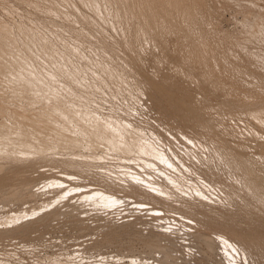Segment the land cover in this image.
I'll return each instance as SVG.
<instances>
[{"label":"rangeland","instance_id":"374dc122","mask_svg":"<svg viewBox=\"0 0 264 264\" xmlns=\"http://www.w3.org/2000/svg\"><path fill=\"white\" fill-rule=\"evenodd\" d=\"M135 1L0 0V73L4 74L8 69L29 73L26 79L5 90L2 84L5 79L0 75V124L10 127L17 116H25L22 113L17 115L15 109L32 114L39 111L53 113L54 107L65 106L64 109L72 113L70 124L78 139L85 137L81 131L85 125L93 123L104 128L112 124L120 131L117 138L127 140L132 149L128 146L131 152L127 153L121 148L123 152L117 151L109 144L94 148L85 142L79 146L62 145L60 141L55 144L54 134L45 139L38 138L51 141L52 146L47 147L33 137H21L14 130L11 132L12 127H8L5 132L8 138L25 140L33 147L27 152L25 148L7 145V152H2L6 145H0V161H3L0 162V264H158L164 260L161 253L166 250L170 257L164 260V264H264V114L251 113L253 105L244 97L258 85L254 75L259 72L250 67L247 74H235L223 67L226 81L221 83L228 88H212L213 104L204 110L201 121L193 119L185 110L186 93L178 82L182 76L173 71L179 68L181 73H191L193 78L199 79L195 69L202 70L200 59L190 68L179 56L192 55L194 50L205 54L207 48L211 55H203L201 60L214 58L224 62L228 59L236 63L229 55L230 48L221 43L227 38L245 37L249 32L247 21L252 9L245 0H182L185 3L179 0L180 9H177L178 0L174 1L175 4L172 0L176 7L171 0H152L153 4L148 0ZM158 1L162 2L159 4ZM153 5H157L155 8L160 6V9L168 6L163 11L168 14L171 9V14L166 17L163 11L153 9ZM186 8L193 11L189 19L188 15L186 19L183 15ZM148 9L159 12V15L151 13L155 20L151 15L149 17L151 10L148 12ZM141 10H147V14L139 13ZM141 14H145L144 17ZM158 16L164 20L159 18V21ZM181 42L183 47L180 48ZM216 43L218 47L214 45ZM206 67L203 64V69ZM208 76L205 80L204 77L200 79L214 86ZM22 87H28L30 94L22 95ZM237 90L241 96L233 94ZM247 108L250 112H246ZM83 113L89 115L85 121L74 115ZM22 123L21 128H27L29 132L33 124L38 126L32 122L30 125ZM175 127L186 132L187 136ZM115 129L107 131L116 133ZM177 136L180 138L176 139ZM189 137H194L195 147L187 143ZM164 139L173 142L171 146ZM151 142L162 146L159 147L161 150L168 149L164 159L142 153L140 145ZM124 151L127 154L124 155ZM175 153H180L186 160L185 165L175 160L181 169L168 167V159ZM161 170H168L170 179ZM70 176L74 179H69ZM103 176L107 182L97 179ZM116 182L117 185L113 184ZM103 183L107 186L104 184V187ZM59 184L65 187L60 188ZM122 185L136 194L142 190L151 203V196L162 199L173 205L169 208L173 212L167 207L162 206V209L161 205L155 207L145 198L138 197V200L133 194L129 195V191L127 195V189H120ZM111 188L112 191L118 190L114 191L117 194L120 192L114 202L89 198L88 192ZM132 191L130 193H134ZM137 201H147V204L137 205ZM177 204L187 209L196 206L200 212L190 214L180 210L184 215L177 212ZM153 208H160L156 211L159 215L152 212ZM224 232L226 236L236 238L235 243L239 244L236 240H240L246 245L245 250L236 245L230 249L228 240L219 236L225 235ZM212 237L214 242L210 239ZM207 238L210 242L206 241ZM211 244L214 247L209 246Z\"/></svg>","mask_w":264,"mask_h":264},{"label":"bare ground","instance_id":"6f19581e","mask_svg":"<svg viewBox=\"0 0 264 264\" xmlns=\"http://www.w3.org/2000/svg\"><path fill=\"white\" fill-rule=\"evenodd\" d=\"M135 1V0H134ZM137 1V0H136ZM135 1V2H136ZM147 1V0H146ZM145 1V2H146ZM152 1V0H151ZM151 1H147V2H150V3H152L153 4V1H155V0H153L152 2ZM162 1H164V0H162ZM161 1V2H162ZM167 1V0H166ZM165 1V2H166ZM168 1H170V0H168ZM175 0H173V2H174ZM181 2H182V0H180ZM183 1H185V0H183ZM187 1V0H186ZM189 1V0H188ZM246 1V3H248L249 5H250V7H251V9H252V12H251V15L249 16V18H248V24H249V26H248V28H249V32H247L246 34H245V37H243V36H239V37H234V38H227L224 42H222L221 44H223V45H225V46H228L229 48H230V56L232 57V58H235V60H236V63H231L230 61H228V59H225L224 60V62H221V61H219V60H217V59H214L213 58V60H208V61H203V60H201V58H203L204 56H210L211 55V53L210 52H208V51H210V49H208L207 48V52L205 53V54H203L204 52H198V50L197 51H195L194 50V55L192 54H190V55H181V56H179V58L181 59V61H182V63H184V65H188L187 67H189V65H190V68H193V66L192 65H194V64H196V63H198V61H196L198 58L200 59V63H201V65L202 66H200V67H202V70H200V69H198V68H196L195 69V71H196V73H198V77L200 76V78H203L204 77V80H205V77L206 76H208L207 77V79H208V81H210V82H212V84L213 83H218V85H216L215 86V84H214V87H216V88H218V89H227L228 88V85H222V83L221 82H225L226 80L225 79H223V73H222V68L224 67H228L229 69H230V71H232V72H234L235 74H240V73H245V74H247V71H248V69L250 68V67H254V68H256V70L259 72V74H257V75H254V77H255V80L258 82V85L256 86V87H254V89L252 90V92H250V93H245L244 94V97H245V100L246 99H248L247 101L250 103V104H252L253 105V110L251 109V113L253 112L255 115H262V114H264V108H262L261 107V104L262 103H264V0H245ZM141 2V1H140ZM159 2V4L161 3L160 1H158ZM157 2V3H158ZM176 2V1H175ZM175 2H174V4H175ZM178 2H179V0L177 1V9H180V7L181 6H178L179 4H178ZM193 2V1H192ZM191 2V3H192ZM195 2H196V0H195ZM194 2V3H195ZM170 3H172V0L170 1ZM180 3V2H179ZM182 3H185V2H182ZM198 3V2H197ZM201 3V2H200ZM93 4V3H92ZM144 4V3H143ZM196 4V3H195ZM203 4V3H202ZM164 5V4H163ZM165 5H167L166 3H165ZM172 5H173V3H172ZM181 5H183V4H181ZM149 6H152V5H149ZM155 5H153V9L157 6H155ZM168 6H169V3H168ZM168 6H165L166 8L168 7ZM173 6H175V5H173ZM172 6V7H173ZM198 6V5H197ZM140 7V6H139ZM144 7V6H143ZM165 7L163 8L164 10H166L165 9ZM170 7H171V5H170ZM176 7V6H175ZM183 7V6H182ZM199 7V6H198ZM99 8V7H98ZM147 8H148V6H147ZM147 8H145V9H147ZM151 8V7H150ZM162 8V7H161ZM152 9V8H151ZM151 9H148V12L151 10ZM155 9H158V10H161L160 12H162L163 11V9H160V6H159V8H155ZM170 9V8H169ZM168 9V10H169ZM176 9V8H175ZM184 9H185V7H184ZM183 9V11H184V13H183V15L185 16V19H186V17H187V15L189 16H191V14H193V11L190 9V10H188L187 8V10H184ZM131 10V9H130ZM171 10V9H170ZM169 10V11H170ZM95 11V10H94ZM142 11V12H141ZM139 13H145V14H147L146 12H147V10L145 11V10H141ZM144 11V12H143ZM154 11H157V10H154ZM153 11V12H154ZM169 11H167V13L168 14H171V11L169 12ZM196 11V10H195ZM152 12V10L150 11V13H149V17H150V15H151V13H153ZM164 12V11H163ZM137 13V12H136ZM190 13V14H189ZM142 14H141V16H142ZM144 14V15H145ZM154 14H158L159 15V12H154ZM163 14V13H162ZM164 14H165V12H164ZM163 14V15H164ZM168 14H165V16L167 15L168 16ZM131 15V14H130ZM144 15L142 16V17H144ZM155 15V16H156ZM136 16L137 15H135V18H136ZM141 16H140V18H141ZM148 15H146L145 17H147ZM154 16V15H153ZM166 16V17H167ZM172 16V18L174 19V17H173V15H171ZM171 16H169V17H171ZM190 16L188 17V19L190 18ZM161 17H162V15H161ZM165 17V18H166ZM183 17V16H182ZM148 18V17H147ZM153 17H152V15H151V19H152ZM155 19H156V17H154ZM152 19V20H155V19ZM159 18H160V16H158V20H159ZM162 18H164V16L162 17ZM162 18H160V19H162ZM164 18V19H165ZM143 19V18H142ZM149 19V18H148ZM151 19H150V21H151ZM164 19H162V21L164 20ZM167 19H169V18H167ZM134 20V19H133ZM137 20H138V18H137ZM145 20H146V18H145ZM176 20V19H175ZM140 21H141V19H140ZM143 21V20H142ZM160 21V20H159ZM177 21V20H176ZM176 21H174V22H176ZM184 21H186V20H184ZM144 22V24H145V21H143ZM146 22H148V21H146ZM154 22V21H153ZM152 22V23H153ZM156 22V21H155ZM169 22V21H168ZM170 22L172 23V21L170 20ZM169 22V23H170ZM186 22H188V21H186ZM186 22H184V23H186ZM158 23V22H157ZM162 23V22H161ZM167 22H165V24H166ZM177 23V22H176ZM175 23V24H176ZM180 23V22H179ZM140 24H141V22H140ZM168 24V23H167ZM175 24H173V26H175ZM139 25V24H138ZM143 25V24H142ZM170 25V24H169ZM169 25H167V26H169ZM180 25H182V23H180ZM179 25V26H180ZM149 26V25H148ZM152 26V25H151ZM150 26V27H151ZM156 26H158V25H156ZM171 26H172V24H171ZM171 26H169L168 28H172ZM176 26H177V24H176ZM149 27V28H150ZM155 27V26H154ZM159 27H161L160 25H159ZM141 28V27H140ZM156 28V27H155ZM163 28V27H162ZM176 28V27H175ZM147 29V28H146ZM173 29V28H172ZM171 29V30H172ZM177 29H178V27H177ZM152 31H153V26H152V29H151ZM155 30H157V29H155ZM140 32V31H139ZM163 32V31H162ZM165 32V31H164ZM173 32V31H172ZM175 32V31H174ZM177 32V31H176ZM157 33V32H156ZM238 33V32H237ZM147 34H149L148 33V31H147ZM146 34V35H147ZM153 34H155V32L153 31ZM177 34V33H176ZM145 35V36H146ZM156 35V34H155ZM173 35V34H172ZM143 36V35H142ZM160 36V35H159ZM158 36V37H159ZM174 36V35H173ZM178 36V35H177ZM188 37V36H187ZM192 37V36H191ZM183 38V37H182ZM190 38V37H189ZM188 38V39H189ZM226 38V37H225ZM149 39V38H148ZM161 39V38H160ZM159 39V40H160ZM158 40V39H157ZM181 40H183V39H181ZM187 40V39H186ZM173 41V40H172ZM174 42V41H173ZM191 42V41H190ZM193 42V41H192ZM202 42V41H201ZM159 43H160V41H159ZM167 43V42H166ZM185 43V42H184ZM220 43V42H219ZM158 44V43H157ZM255 44H257L258 46H254ZM102 45V44H101ZM173 45V44H172ZM185 45V44H184ZM216 47H218L219 45L216 43V44H214ZM192 46V45H191ZM199 46V45H198ZM202 46V45H201ZM200 46V47H201ZM166 47V46H165ZM180 48L181 47H183L182 46V42H181V45L179 46ZM179 47H178V49H179ZM185 47V46H184ZM193 47V46H192ZM195 47V46H194ZM193 47V48H194ZM200 47H198V48H200ZM203 47V46H202ZM197 48V49H198ZM157 49V48H156ZM187 49V48H186ZM194 49H196V48H194ZM227 49V48H226ZM106 50V49H105ZM189 50H190V48H189ZM225 51V50H224ZM183 52V51H182ZM186 52V50L184 51V53ZM176 52H174V54H175ZM180 53V52H179ZM190 53H192L191 51H190ZM214 53V52H213ZM188 54V53H187ZM177 55V54H176ZM204 55V56H203ZM169 57V56H168ZM216 58V57H215ZM198 59V60H199ZM206 59V58H205ZM173 60V59H172ZM178 60V59H177ZM176 60V61H177ZM179 62V61H178ZM161 63V62H160ZM180 63V62H179ZM203 64L205 65V66H207L206 68H204L203 69ZM181 66V65H180ZM192 66V67H191ZM168 67H170V66H168ZM178 67V66H177ZM195 67V66H194ZM15 68V67H14ZM175 68H176V66H175ZM181 68V67H180ZM171 69V68H170ZM181 70V69H180ZM203 70H205V71H203ZM221 70V71H220ZM182 71V70H181ZM114 72V71H113ZM116 72V71H115ZM171 72V71H170ZM187 72V71H186ZM95 73V72H94ZM104 73V72H103ZM118 73V72H117ZM177 73V72H176ZM26 74H29V73H26V72H24V71H17V70H7V72H5L4 74L3 73H0V75H2L3 76V78L5 79V81L4 82H2V84H3V90H5L6 88H8L10 85H13V84H15L17 81H22V79H26V77H27V75ZM112 74H114V73H112ZM173 74V73H172ZM230 74V73H229ZM124 75V74H123ZM168 75H170V74H168ZM113 76V75H112ZM118 76V75H117ZM116 76V77H117ZM33 77H34V75H33ZM114 77H115V75H114ZM170 77V76H169ZM168 77V78H169ZM172 77V76H171ZM194 77V76H193ZM196 77V76H195ZM173 78V77H172ZM199 78V79H200ZM171 79V78H170ZM196 79H198V78H196ZM138 80V79H137ZM167 80V79H166ZM172 81V80H171ZM207 81V80H206ZM147 83V82H146ZM227 83H229L228 81H227ZM224 84V83H223ZM246 84V83H245ZM46 85V84H45ZM230 85V84H229ZM244 85V84H243ZM151 87V86H150ZM252 87V86H251ZM155 88V87H154ZM231 88V87H230ZM151 89H153V88H151ZM215 89V88H214ZM252 89V88H251ZM39 90H40V88H39ZM236 90V89H235ZM245 90V89H244ZM225 92V91H224ZM228 92V91H227ZM230 92V91H229ZM232 92V91H231ZM22 95H25V94H27V93H29V88L28 87H22ZM143 93V92H142ZM30 94V93H29ZM177 94V93H176ZM223 94H225V93H223ZM233 94H235L236 96H241V93H239L238 92V90H237V92H235V93H233ZM232 93H231V95H233ZM218 96V95H217ZM229 96V95H228ZM231 97V96H230ZM33 100V99H32ZM59 100V99H58ZM163 100V99H162ZM244 101V100H243ZM55 102V101H54ZM239 102V101H238ZM241 102V101H240ZM248 102H246V103H248ZM91 103V102H90ZM160 104H161V102H159ZM165 103V102H164ZM54 104V103H53ZM58 104V103H57ZM213 104V103H212ZM224 104V103H223ZM239 104V103H238ZM234 105V104H233ZM246 105V104H245ZM54 106V105H53ZM168 106V105H167ZM222 106V105H221ZM242 106V105H241ZM220 107V106H219ZM225 107V106H224ZM224 107H221V108H223V109H225ZM245 107V106H244ZM246 107H247V105H246ZM64 108H65V106H64ZM63 107H60V106H56V107H54L53 108V113H50V112H41V111H39L38 113H35V114H32V113H26V112H21V111H18V109H15L16 110V112H18L17 113V115H20V113H22L23 115H25V116H23V117H21V115L20 116H17L18 117V119H16V122L14 123V125L13 126H11L10 125V127L8 126V124L7 125H5V124H0V145H6L5 146V151H2V152H7L6 151V147H7V145H11V146H14V147H17V146H19L20 148L22 147V148H25L26 150H28V148L30 149L31 147H33V145L31 144V143H28L27 141H25V140H17V138L16 139H13V138H8L7 136H6V134H5V132H6V130L8 129V127H9V129L11 128L12 130H11V132L14 130L15 132H16V134L18 133V135L19 136H21V137H23V136H30V137H33L34 139H36L38 142L37 143H39V144H44V145H46L47 147L48 146H52L51 144H52V142L51 141H46V140H41V139H38V138H41V136L44 138V137H49V136H51L52 134H54V136L56 135V137H53L54 138V140H55V144H57V141H60L59 143H62V145L64 144V145H69V146H79V145H82V144H84V143H82V142H85L89 147H93V146H100V145H102V144H109L108 146H112L113 148L115 147L116 148V150L117 151H120V148L121 149H123V150H125L127 153L129 152H131V147L129 146V145H131V144H128L127 145V143H126V141H123V140H119V138H117V136H116V134L118 133V131H119V129L118 130H116L115 128H117V127H115V128H113V126L114 125H112V124H108L107 126H105L104 128H103V126L101 127V125H97V124H91L90 123V125L88 124V125H85V126H83V128H82V130L81 131H83L86 135H85V137H82V139L83 140H80V139H78L76 136H75V134H74V128L71 126V124H70V121H71V119H72V113H71V111L70 110H67V109H64ZM66 108H68V107H66ZM158 108V107H157ZM162 108V107H161ZM229 108H231V107H229ZM240 108V107H239ZM238 108V109H239ZM82 109V108H81ZM248 109L249 108H247V110H246V112L248 111ZM50 110V109H49ZM75 110V109H74ZM228 110V109H227ZM79 111V110H78ZM215 111V110H214ZM213 111V112H214ZM222 111V110H221ZM230 111H231V109H230ZM82 112H83V110H82ZM91 112V111H90ZM209 112V111H208ZM212 112V111H211ZM217 112V111H216ZM224 112V111H223ZM234 112V111H233ZM239 112V111H238ZM248 112H250V111H248ZM74 113V112H73ZM89 113V112H88ZM225 113V112H224ZM223 113V114H224ZM250 113V114H251ZM207 114V113H206ZM218 114V113H217ZM232 114V113H231ZM237 114V113H236ZM249 114V115H250ZM71 115V116H70ZM75 116H77V117H79V120L81 121H85L86 120V118H87V116H89V115H87L86 113H83V114H80L81 116H79L78 114H74ZM87 115V116H86ZM147 115V114H146ZM219 115V114H218ZM232 115H234V114H232ZM231 115V116H232ZM240 115H241V111H240ZM245 115H246V113H245ZM252 115V114H251ZM250 115V116H251ZM75 116H73V119L75 118ZM169 116V115H168ZM177 116V115H176ZM230 116V115H229ZM228 116V117H229ZM237 116V115H236ZM241 116H244V115H241ZM131 117V116H130ZM222 117V116H221ZM221 117H220V119H221ZM227 117V116H226ZM226 117H225V119H226ZM240 117V116H239ZM129 118V117H128ZM169 118V117H168ZM175 118V117H174ZM222 118H224V116L222 117ZM232 118H233V116H232ZM245 118V117H244ZM248 118H251V117H248ZM261 118V117H260ZM129 120V119H128ZM131 120V119H130ZM171 120V119H170ZM169 120V121H170ZM180 120V119H179ZM219 120V119H218ZM28 121H30V122H32V124L33 123H36L38 126H36V125H32V126H34V127H32L31 126V130H30V132L28 131V130H26L27 128H21V124H23L22 122H24V123H27V124H29L28 123ZM173 121H175V120H172V122ZM215 121V120H214ZM234 121V120H233ZM106 122V121H105ZM110 122V121H109ZM132 122V121H131ZM171 122V121H170ZM177 122V121H176ZM216 122V121H215ZM223 122V121H222ZM230 122V121H229ZM98 123V122H97ZM129 123V122H128ZM169 123V122H168ZM10 124H11V122H10ZM115 124V123H114ZM173 124V123H172ZM175 124V123H174ZM173 124V125H174ZM178 124H180V123H178ZM214 124V123H213ZM225 124H227V123H225ZM224 124V125H225ZM250 124V123H249ZM30 125V124H29ZM80 125V124H79ZM131 125V124H130ZM133 126L135 125V124H132ZM131 125V126H132ZM152 125V124H151ZM169 125L171 126V124L169 123ZM181 125V124H180ZM180 125H178V127L180 126ZM211 125V124H210ZM219 125V124H218ZM220 125H222V124H220ZM233 126V125H232ZM25 127V126H24ZM148 127V126H147ZM171 127H173V126H171ZM182 127V126H181ZM215 127H216V125H215ZM220 127V126H219ZM218 127V128H219ZM225 127H226V125H225ZM230 127V126H229ZM250 127V126H249ZM148 128H150V127H148ZM174 128V127H173ZM221 128V127H220ZM228 128V127H227ZM252 128H253V126H252ZM24 129V130H23ZM114 129L117 131L116 133H112V132H109V131H114ZM155 129V128H154ZM175 129L178 131V132H182L181 130H179L177 127H175ZM174 129V130H175ZM181 129V128H180ZM232 129H234V128H232ZM231 129V130H232ZM87 130V131H86ZM107 130H109V131H107ZM151 130V129H150ZM185 130V129H184ZM253 130V129H252ZM10 131V130H9ZM35 131H37L38 133H36V134H38V136L35 134ZM89 131V132H88ZM139 131V130H138ZM141 131V130H140ZM139 131V132H140ZM152 131V130H151ZM159 131V130H158ZM157 131V132H158ZM187 131V130H186ZM227 131V130H226ZM225 131V134L227 133ZM234 131V130H233ZM251 131V130H250ZM14 132V133H15ZM88 132V133H87ZM120 132V131H119ZM124 132V131H123ZM177 132V133H178ZM7 133V132H6ZM9 133V132H8ZM13 133V134H14ZM142 133V132H141ZM183 133V136H184V133H186V132H182ZM191 133V132H190ZM220 133V132H219ZM233 133H235V132H233ZM237 133V132H236ZM12 134V135H13ZM49 134H51V135H49ZM83 134V133H82ZM125 134V133H124ZM158 134V133H157ZM164 134V133H163ZM162 134V135H163ZM171 134V133H170ZM207 134V133H206ZM222 134H224V133H222ZM242 134V133H241ZM250 134V133H249ZM78 135V134H77ZM99 135V136H98ZM197 135V134H196ZM228 135V134H227ZM231 135V134H230ZM259 135V134H258ZM15 136V135H14ZM13 136V137H14ZM53 136V135H52ZM95 136H96V138H95ZM160 136V135H159ZM164 136V135H163ZM174 136V135H173ZM193 136V135H192ZM238 136V135H237ZM18 137V136H17ZM98 137V138H97ZM121 137H123V136H121ZM156 137H158V135L156 136ZM162 137V136H161ZM234 137V136H233ZM256 137V136H255ZM258 137V136H257ZM124 138V137H123ZM127 138V137H126ZM160 138V137H159ZM158 138V139H159ZM163 138V137H162ZM161 138V139H162ZM168 138V137H167ZM190 138V137H189ZM201 138V137H200ZM211 138V137H210ZM235 138V137H234ZM45 139V138H44ZM143 139V138H142ZM141 139V140H142ZM155 139V138H154ZM176 139H178V138H176ZM197 139V138H196ZM144 140V139H143ZM142 140V141H143ZM165 140V139H164ZM168 140V139H167ZM167 140H165V141H167ZM218 140H220V139H218ZM233 140V139H232ZM240 140V139H239ZM247 140V139H246ZM245 140V141H246ZM29 141V140H28ZM35 141V140H34ZM135 141V140H134ZM154 141V140H153ZM160 141V140H159ZM162 141H163V139H162ZM164 141V142H165ZM181 141V140H180ZM187 141V140H186ZM208 141V140H207ZM155 142V141H154ZM154 142H151V143H149L148 145L147 144H142V145H140L139 146V144L140 143H138V145L137 146H139L140 147V149H141V151H142V153L143 152H145V154H147L148 153V155L150 154V155H152V157H156V158H161V157H163V158H161V159H164V157H165V155H167V151H168V149L166 150H161L159 147H162V146H158L156 143H154ZM168 142V141H167ZM172 142V141H171ZM194 142H196L195 140H194ZM193 142V143H194ZM200 142V141H199ZM209 142V141H208ZM58 143V144H59ZM126 143V144H125ZM166 143V142H165ZM169 143V142H168ZM167 143V144H168ZM173 143V142H172ZM172 143H169L168 145H170L171 146V144ZM181 143V142H180ZM183 143H185V142H183ZM202 143V142H201ZM213 143V142H212ZM223 143V142H222ZM242 143H243V141H242ZM195 144V143H194ZM174 145V144H173ZM181 145H183V144H181ZM186 145V144H185ZM207 145V144H206ZM211 144H209L208 146H210ZM216 145V144H215ZM11 146H8V147H11ZM107 146V145H106ZM130 147V149H129V147ZM134 146V145H133ZM174 146H176V145H174ZM184 146V145H183ZM220 146V145H219ZM238 146V145H237ZM245 146V145H244ZM3 147V146H2ZM35 147V146H34ZM58 147V146H57ZM173 147V146H172ZM190 147V146H189ZM39 148V147H38ZM41 148V147H40ZM94 148V147H93ZM101 148V147H100ZM163 148V147H162ZM166 148H168V146L166 147ZM207 148V147H206ZM212 148V147H211ZM1 149H3V148H1ZM8 149V148H7ZM10 149V148H9ZM17 149V148H16ZM52 149V148H51ZM174 149V148H173ZM178 149V148H177ZM181 149V148H180ZM192 149V148H191ZM208 149V148H207ZM214 149V148H213ZM246 149V148H245ZM13 149H11V151H12ZM14 150H15V148H14ZM37 150V149H36ZM115 150V151H116ZM123 150H121L120 152H123ZM128 150H130V151H128ZM194 150V149H193ZM205 150V149H204ZM215 150V149H214ZM11 151H8V152H11ZM34 151V150H33ZM124 151V152H125ZM172 151V150H171ZM176 151V150H175ZM210 151V150H209ZM14 152V151H13ZM27 152H29V150L27 151ZM30 152H31V150H30ZM35 152V151H34ZM124 153V155L125 154H127V153ZM147 152V153H146ZM178 152V151H177ZM189 152V151H188ZM263 152V151H262ZM1 153V152H0ZM12 153V152H11ZM14 153H16V152H14ZM20 153H21V151H20ZM26 153V152H25ZM40 153V152H39ZM43 153V152H42ZM47 153V152H46ZM117 153V152H116ZM184 153V152H183ZM190 153V152H189ZM44 154V153H43ZM168 154H169V152H168ZM173 154V153H172ZM180 154V153H179ZM179 154H174V156L171 158H169V157H167V159H168V162H167V164L169 165V164H171V166L172 167H174V168H179L180 166H178V164H176L175 163V160H177L178 162H180V163H182V164H184L185 165V163H186V160H183V157H181L182 156V152H181V156L179 155ZM196 154V153H195ZM216 154H217V152H216ZM2 155V154H1ZM10 155V154H9ZM29 154H27V156H28ZM31 155V154H30ZM33 155V154H32ZM140 155V154H139ZM144 155V154H143ZM170 155V154H169ZM219 155V154H218ZM161 156V157H160ZM172 156V155H171ZM197 156V155H196ZM76 157V156H75ZM142 157V156H141ZM189 157V156H188ZM198 157V156H197ZM50 158V157H49ZM128 158V157H127ZM144 158V157H143ZM142 158V159H143ZM176 158V159H175ZM196 158V157H195ZM44 160H45V158H43ZM48 159V158H47ZM121 159V158H120ZM145 159V158H144ZM187 159V158H186ZM203 159V158H202ZM201 159V160H202ZM222 159V158H221ZM33 160V159H32ZM130 160V159H129ZM147 160V159H146ZM146 160H144V161H146ZM153 160V159H152ZM189 160H190V158H189ZM2 161V160H1ZM0 161V162H1ZM126 161V160H125ZM141 161V160H140ZM148 161V160H147ZM256 161V160H255ZM3 162V161H2ZM39 162V161H38ZM151 163H153L152 161H150ZM16 163V162H15ZM24 163V162H23ZM26 163V162H25ZM148 163V162H147ZM155 163V162H154ZM140 164V163H139ZM187 164V163H186ZM13 165V164H12ZM39 165V164H38ZM37 165V166H38ZM157 165V164H156ZM178 167H177V166ZM34 166V165H33ZM126 166V165H125ZM139 166V165H138ZM142 168H143V166L142 165H140ZM167 167V166H166ZM187 167V166H186ZM123 168V167H122ZM155 168V167H154ZM197 168V167H196ZM96 169H97V167H96ZM115 169V168H114ZM167 169V168H166ZM179 169H181V168H179ZM2 170H4V169H2ZM80 170V169H79ZM92 170V169H91ZM102 170V169H101ZM144 170V169H143ZM256 170V169H255ZM139 171V170H138ZM162 171V173L163 174H166V176H167V178H169L170 179V177H169V175H168V170H167V172H164V171H166V170H161ZM177 171V170H176ZM37 172V171H36ZM84 173H86V171L84 172ZM112 173V172H111ZM130 173V172H129ZM138 173V172H137ZM161 173V172H160ZM81 174V173H80ZM90 174V173H89ZM95 174V173H94ZM103 174H105V173H103ZM140 174V173H139ZM145 174V173H144ZM173 174V173H172ZM84 175V174H83ZM87 175V174H86ZM91 175V174H90ZM8 176V175H7ZM93 176V175H92ZM99 176H100V173H99ZM102 176V175H101ZM171 176V175H170ZM83 177V176H82ZM90 177V176H89ZM94 177H97V176H94ZM105 176H103V177H98L97 179L99 180V179H101L102 181H105V182H107L106 181V177L104 178ZM109 177V176H108ZM128 177H130V176H128ZM172 177V176H171ZM88 178V177H87ZM140 178V177H139ZM110 179V178H109ZM109 179H107V180H109ZM174 179V178H173ZM236 179V178H235ZM86 180H88V179H86ZM85 180V181H86ZM92 180V179H91ZM96 180V179H95ZM127 181H128V179H126ZM160 180V179H159ZM232 180V179H231ZM239 180V179H238ZM110 181V180H109ZM116 181V180H115ZM126 181V182H127ZM130 181V180H129ZM154 181V180H153ZM174 181H175V179H174ZM179 181V180H178ZM183 181V180H182ZM96 182V181H95ZM133 182V181H132ZM162 182V181H161ZM177 182V181H176ZM239 182V181H238ZM109 183V182H108ZM131 183V182H130ZM139 183V182H138ZM154 183V182H153ZM240 183V182H239ZM101 184V183H100ZM104 184L105 183H103L102 185L104 186ZM113 184H116L117 185V182L116 183H113ZM119 184V183H118ZM179 184V183H178ZM218 184V183H217ZM240 184H242V183H240ZM86 185V184H85ZM110 185V184H109ZM120 185V184H119ZM128 185H130V184H128ZM132 185H134V184H132ZM143 185V184H142ZM175 185V184H174ZM209 185V184H208ZM212 185H214L213 184V182H212ZM222 185H223V183H222ZM222 185H220L219 184V186H222ZM32 186H34V185H32ZM93 186H95V185H93ZM105 186H107L106 184H105ZM104 186V187H105ZM115 186V185H114ZM121 186V185H120ZM124 185H122V187H123ZM131 186V185H130ZM137 186V185H136ZM135 186V187H136ZM180 186V185H179ZM74 187V186H73ZM117 187V186H116ZM119 187V186H118ZM117 187V188H118ZM128 188H132V187H129V186H127ZM159 187V186H158ZM200 187V186H199ZM211 187V186H210ZM226 187V186H225ZM92 188V187H91ZM95 188V187H94ZM137 188V187H136ZM140 188V187H139ZM164 188V187H163ZM206 188V187H205ZM212 188H217V187H212ZM24 188H22V190H23ZM100 189V188H99ZM120 189H122V191L123 190H125V189H127V188H121L120 187ZM132 189H134V188H132ZM144 189V188H143ZM159 189V188H158ZM200 189V188H199ZM210 189V188H209ZM218 189V188H217ZM220 189V188H219ZM227 189V188H226ZM21 190V189H20ZM35 190V189H34ZM61 190V189H60ZM113 189L111 188V189H109V190H96V191H91V192H88V195H89V198H96L97 200L99 199V201L100 200H103V201H105V202H111V201H113L114 200V198L117 200V196L116 195H119V193L117 194L116 192H114V191H118V190H114V191H112ZM137 190H138V188H137ZM149 190H150V188H149ZM164 190V189H163ZM183 190V189H182ZM197 190V189H196ZM13 191V190H12ZM19 191V190H18ZM29 191V190H28ZM128 191H129V189H127V191L125 190V192H127V195H128ZM132 190H130L129 191V195H131V194H133L134 196H136L137 198L139 197L140 199H142V198H145V199H147L146 198V194L141 190H138L139 192H141L140 194H139V192L138 191H136V192H138L137 194L134 192V191H132V192H134V193H130ZM166 191V190H165ZM185 191V190H184ZM201 191V190H200ZM218 191V190H217ZM216 191V192H217ZM221 191V190H220ZM224 191V190H223ZM15 192H17V191H15ZM23 192V191H22ZM26 192V191H25ZM147 192V191H146ZM168 192V191H167ZM219 192V191H218ZM226 192V191H225ZM71 193V192H70ZM116 193V194H115ZM123 193V192H122ZM149 193V192H148ZM17 194V193H16ZM86 194V193H85ZM155 194V193H154ZM161 194V193H160ZM199 194V193H198ZM212 194V193H211ZM222 194H224V193H222ZM77 195V194H76ZM91 195H94V196H91ZM123 195V194H122ZM133 195H132V198H133ZM151 195V194H150ZM83 196V195H82ZM178 196V195H177ZM180 196V195H179ZM74 197H76V196H74ZM86 197H87V195H86ZM85 197V198H86ZM129 197V196H128ZM131 197V196H130ZM148 197V196H147ZM150 197V196H149ZM158 197V196H157ZM77 198V197H76ZM88 198V197H87ZM87 198H86V200H87ZM119 198V197H118ZM122 198V197H121ZM125 198V197H124ZM126 198H127V196H126ZM136 198V199H137ZM139 198H138V200H139ZM152 198V199H151ZM216 198H218V197H216ZM59 199V198H58ZM68 199V198H67ZM123 199V198H122ZM130 199V198H129ZM128 199V200H129ZM145 199H144V201H145ZM150 199L152 200V202L153 203H151L150 201H148L149 200V198L147 199V201L148 202H150V204H152L153 206H155V207H158V206H160L161 205V208H162V206L163 207H167L168 209L169 208H172V206L169 204V203H165V201H163L162 199H159V198H156L155 196L154 197H150ZM178 199V198H177ZM213 199V198H212ZM225 199V198H224ZM62 200V199H61ZM71 200V199H70ZM89 200V199H88ZM92 200V199H91ZM126 200V199H125ZM182 200V199H181ZM84 201V200H83ZM96 201V200H95ZM119 201V200H118ZM146 201V202H147ZM71 202V201H70ZM73 202V201H72ZM114 202V201H113ZM133 202V201H132ZM144 203V202H142V201H137L136 203H137V205H140V204H147V203ZM230 202V201H229ZM200 203V202H199ZM66 204V203H65ZM108 204V203H107ZM115 204V203H114ZM149 204V205H150ZM49 205V204H48ZM137 205H135V206H137ZM151 205V206H152ZM158 205V206H157ZM72 206V205H71ZM94 206V205H93ZM130 206V205H129ZM189 206V205H188ZM194 206V205H193ZM193 206H191V208L193 207ZM80 207V206H79ZM144 207V206H143ZM196 207V206H195ZM195 207H193V209H187L185 206L184 207H181L180 205H176L175 206V208H178V211L177 212H179L180 210H184V211H188L190 214H193V212H197L199 209H196ZM201 207V206H200ZM214 207H215V205H214ZM220 207V206H219ZM78 208V207H77ZM140 208V207H139ZM158 209H160V208H158ZM158 209L157 208H153L152 209V212H155L156 213V211H158ZM162 209H164V208H162ZM205 209V208H204ZM75 210V209H74ZM173 210V209H172ZM172 210H170L169 209V211H172ZM241 210V209H240ZM60 211V210H59ZM167 212H168V210H166ZM183 211V212H184ZM213 211V210H212ZM56 212V211H55ZM173 212V211H172ZM182 211H180V213H181ZM182 212V213H183ZM199 212H200V210H199ZM202 212V211H201ZM211 212V211H210ZM209 212V213H210ZM217 212V211H216ZM60 214H61V212H59ZM86 213V212H85ZM171 213V212H170ZM170 213H168V214H170ZM174 213H176V212H174ZM187 213V212H186ZM55 214V213H54ZM172 214V213H171ZM184 214V213H183ZM200 214V213H199ZM247 214V213H246ZM167 215V214H166ZM184 215H186V214H184ZM189 215V214H188ZM49 216V215H48ZM210 216V215H209ZM222 216V215H221ZM223 216H225V215H223ZM183 217V216H182ZM194 217H195V215H194ZM202 217V216H201ZM206 217V216H205ZM226 217V216H225ZM245 217V216H244ZM250 217V216H249ZM57 218H59V217H57ZM171 218V217H170ZM204 218V217H203ZM212 218V217H211ZM217 218V217H216ZM224 218V217H223ZM183 219V218H182ZM196 219V218H195ZM213 220V219H212ZM222 220V219H221ZM228 220V219H227ZM199 221V220H198ZM190 222V221H189ZM201 222V221H200ZM213 222V221H212ZM219 222V221H218ZM227 222V221H226ZM207 223V222H206ZM220 223V222H219ZM164 224H165V222H164ZM211 224V223H210ZM216 224V223H215ZM236 224V223H235ZM131 225V224H130ZM207 225V224H206ZM205 225V226H206ZM244 225V224H243ZM222 225H220V227H221ZM203 227V226H202ZM207 227V226H206ZM214 227V226H213ZM224 227V226H223ZM194 228V227H193ZM243 228V227H242ZM192 229V228H191ZM209 229V228H208ZM238 229V228H237ZM248 229V228H247ZM202 230V229H201ZM234 230V229H233ZM214 231V230H213ZM224 231V230H223ZM229 231V230H228ZM253 231V230H252ZM172 232V231H171ZM204 232V231H203ZM225 233V235L222 233V234H220L219 236L221 237V238H225V240L227 239L228 240V242H229V244H231L232 246H234V245H236V247H242L243 248V250H245V246L244 245H242V242L240 241V240H236V241H238L239 242V244H237V243H235V239H233V237H232V235H231V237H229V235H227L226 236V232H224ZM235 233V232H234ZM217 234V233H216ZM219 234V233H218ZM229 234V233H228ZM232 234H233V232H232ZM236 234H238V233H236ZM198 235V234H197ZM201 235V234H200ZM199 236V235H198ZM204 236V235H203ZM239 236V235H238ZM200 237V236H199ZM206 237V236H205ZM246 237V236H245ZM143 238V237H142ZM204 238V237H203ZM214 237H212V238H210L211 240L213 239ZM262 238V237H261ZM200 239H202V238H200ZM204 239H206V238H204ZM208 239L209 238H207V242H210V240L208 241ZM242 239V238H241ZM245 239V238H244ZM151 240V239H150ZM159 240V239H158ZM157 240V241H158ZM214 240V239H213ZM212 240V242H214ZM249 240V239H248ZM200 241V240H199ZM203 241V240H202ZM206 241H204L205 243H206ZM201 242V241H200ZM216 242V241H215ZM227 242V243H228ZM253 242V241H252ZM160 243V242H159ZM217 243V242H216ZM246 243V242H245ZM255 243H256V241H255ZM261 243V242H260ZM158 244V243H157ZM156 244V245H157ZM189 244V243H188ZM197 244H198V242H197ZM209 244V243H208ZM207 244V245H208ZM215 244V243H214ZM151 245V244H150ZM257 245V244H256ZM146 246H149V245H146ZM162 246V245H161ZM199 246V245H198ZM202 246V245H201ZM200 246V247H201ZM209 246H211V247H214L213 246V244H211V245H209ZM157 247H159V245L157 246ZM248 247V246H247ZM172 248V247H171ZM180 248V247H179ZM198 248V247H197ZM250 248V247H249ZM155 249V248H154ZM211 249V248H210ZM213 249V248H212ZM211 249V250H212ZM251 249H253V248H251ZM160 250V249H159ZM172 250V249H171ZM180 250V249H179ZM210 250V251H211ZM247 250V249H246ZM259 250V249H258ZM156 251V250H155ZM158 251V250H157ZM162 251V250H161ZM165 251V250H164ZM167 251L168 250H166L165 251V253H163L162 255H163V258H164V260L165 259H169L168 258V256H169V254L167 253ZM203 251V250H202ZM248 251V250H247ZM261 251V250H260ZM152 252V251H151ZM163 252V251H162ZM200 252V251H199ZM215 252V251H214ZM213 251L211 252V253H214ZM252 252V251H251ZM254 253H255V249H254V251H253ZM159 253V252H158ZM254 253H252V254H254ZM249 254V253H248ZM212 255V254H211ZM244 255H246L245 253H244ZM153 256V255H152ZM258 256V255H257ZM260 256V255H259ZM170 257V256H169ZM264 257V256H263ZM159 258H161V256L159 257ZM158 258V259H159ZM173 258H175V257H173ZM149 259V258H148ZM158 259H156V260H158ZM176 259V258H175ZM163 260V261H164ZM172 260V259H171ZM179 260V259H178ZM181 260V259H180ZM252 260V259H251ZM256 260V259H255ZM166 261V260H165ZM169 261V260H168ZM248 261V260H247ZM141 262V261H140ZM165 263V262H164ZM167 263V262H166ZM168 263H170V262H168ZM172 263V262H171ZM182 263V262H181ZM177 264V263H176ZM193 264V263H192Z\"/></svg>","mask_w":264,"mask_h":264},{"label":"snow or ice","instance_id":"6c2138e0","mask_svg":"<svg viewBox=\"0 0 264 264\" xmlns=\"http://www.w3.org/2000/svg\"><path fill=\"white\" fill-rule=\"evenodd\" d=\"M167 70V68H165ZM173 71L177 72L182 76L178 82L183 88L185 95V104L186 111L191 115L193 119H199L203 121L204 119V110L212 106L211 96H212V88L214 86L209 85L206 81L201 79L193 78L191 73L184 74L180 72L179 68L173 69ZM261 107L264 108V103L261 104ZM187 136V133H185ZM179 139L180 137L177 136ZM194 137L187 139V143L195 147L193 143ZM171 168V164L168 165ZM69 179H74V176H70ZM60 188H64L63 184L57 185ZM264 202V199H262ZM159 215V213H156ZM227 243V241H225ZM229 248L232 249V245L229 244ZM162 255V253H161ZM158 264H164V261L161 259Z\"/></svg>","mask_w":264,"mask_h":264}]
</instances>
